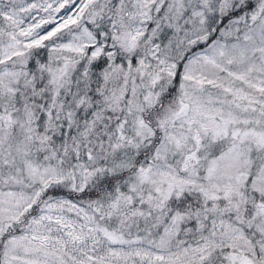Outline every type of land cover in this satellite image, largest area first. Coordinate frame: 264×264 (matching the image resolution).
<instances>
[{
    "label": "snow or ice",
    "instance_id": "snow-or-ice-1",
    "mask_svg": "<svg viewBox=\"0 0 264 264\" xmlns=\"http://www.w3.org/2000/svg\"><path fill=\"white\" fill-rule=\"evenodd\" d=\"M0 264H264V0H0Z\"/></svg>",
    "mask_w": 264,
    "mask_h": 264
}]
</instances>
